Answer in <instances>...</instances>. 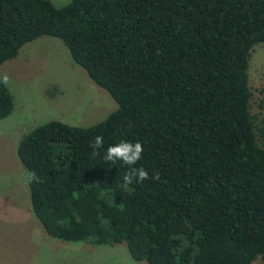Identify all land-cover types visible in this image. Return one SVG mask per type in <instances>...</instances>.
Instances as JSON below:
<instances>
[{
	"label": "trees",
	"instance_id": "1",
	"mask_svg": "<svg viewBox=\"0 0 264 264\" xmlns=\"http://www.w3.org/2000/svg\"><path fill=\"white\" fill-rule=\"evenodd\" d=\"M43 36L115 105L89 127L50 121L18 141L45 235L124 244L146 264H264V117L247 78L264 0H0V66ZM12 104L0 81V120ZM121 141L142 144L143 183L104 159Z\"/></svg>",
	"mask_w": 264,
	"mask_h": 264
},
{
	"label": "rangeland",
	"instance_id": "2",
	"mask_svg": "<svg viewBox=\"0 0 264 264\" xmlns=\"http://www.w3.org/2000/svg\"><path fill=\"white\" fill-rule=\"evenodd\" d=\"M61 7L67 0H48ZM12 97L0 120V264H146L133 261L124 244L88 246L45 235L30 211L26 172L16 157L20 138L34 127L57 121L86 128L115 109L108 94L75 65L62 43L43 36L24 44L0 66ZM251 112L264 117V43L250 51L247 69Z\"/></svg>",
	"mask_w": 264,
	"mask_h": 264
},
{
	"label": "clouds",
	"instance_id": "3",
	"mask_svg": "<svg viewBox=\"0 0 264 264\" xmlns=\"http://www.w3.org/2000/svg\"><path fill=\"white\" fill-rule=\"evenodd\" d=\"M0 81L7 85L9 83V77L4 75L3 77H0ZM103 141L104 138L102 136H95L91 142V147L93 149L103 148ZM142 153L143 146L140 142L132 143L121 141L115 145H109L107 147L104 159L114 163L120 161L124 165L129 166V169L124 176V182L126 184H131L134 180L138 183H143V181L149 178L148 172L142 167H134L141 159ZM27 181L29 183L32 181L39 182V178L36 176L35 172H29Z\"/></svg>",
	"mask_w": 264,
	"mask_h": 264
}]
</instances>
